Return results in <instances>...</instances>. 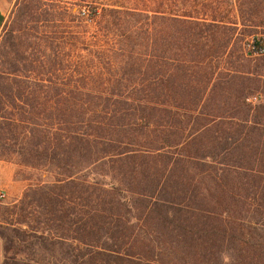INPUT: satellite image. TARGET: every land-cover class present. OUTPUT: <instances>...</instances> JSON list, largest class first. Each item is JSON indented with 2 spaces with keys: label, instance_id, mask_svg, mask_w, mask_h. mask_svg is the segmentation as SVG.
<instances>
[{
  "label": "trees",
  "instance_id": "obj_1",
  "mask_svg": "<svg viewBox=\"0 0 264 264\" xmlns=\"http://www.w3.org/2000/svg\"><path fill=\"white\" fill-rule=\"evenodd\" d=\"M35 1L42 28L26 36L8 100L0 102V129L12 141L4 149L27 154L33 167L60 169L50 184L34 187L38 192L50 195V187L64 185L80 190L89 210L78 216L77 228L91 234L77 238L86 249L80 260L151 264L116 246L100 248L93 234L98 223L110 221L105 234L111 239L112 225L126 224L122 219L133 209L162 206L172 221V205H186V196L175 201L170 195L177 192L166 189L176 174L184 182L197 170L218 186L234 172L239 187L250 178L264 192V55L254 58L242 48L238 60L245 67H224V82L214 83L238 23L224 20L219 0H173L170 6L162 0L154 8L116 2L78 14L61 1ZM233 2L243 27L264 31V0ZM217 85L224 92L237 87L224 113L206 105ZM213 130L221 134L218 142H201ZM74 158L76 164L66 163ZM114 170L124 179L112 176ZM142 172L152 177L149 191L136 188ZM165 191L168 197L161 196ZM7 250L4 243V264Z\"/></svg>",
  "mask_w": 264,
  "mask_h": 264
},
{
  "label": "rangeland",
  "instance_id": "obj_2",
  "mask_svg": "<svg viewBox=\"0 0 264 264\" xmlns=\"http://www.w3.org/2000/svg\"><path fill=\"white\" fill-rule=\"evenodd\" d=\"M52 1L64 2L69 6L71 14H78L81 10L86 11L100 4L116 2L123 5L145 4L154 8L162 0ZM165 2L168 6L174 3L173 0ZM218 2V9L224 12V20L236 19L238 23L236 30H233L231 43L227 48L224 46L226 60H223L213 77L215 84L219 81L224 82L226 76L224 67L229 66L230 69L245 67L238 60V55L243 52V42L250 36L264 34L261 29H246L240 24L237 7L233 0ZM37 3L35 0H14L2 28L0 102L8 100L10 84L14 81L13 68L20 63L22 51L25 52L24 44H26L27 34L42 28L41 22L37 21L42 17L40 15L42 12L36 7ZM228 62L229 65H227ZM234 75L236 77L233 86L238 82V73ZM233 89L237 91V87H233L224 92V87L217 85L214 93L207 98L208 109L224 113V101H228L229 105L234 99V95H230L229 97L233 96L230 99L227 97L228 93L235 92ZM3 114L4 111H0V116ZM0 134L2 135L0 136V233L4 243L9 246L5 264H88L78 257L80 252L86 253V249L79 246L78 239L91 235L83 234L77 228L78 216H82L89 210L82 205L80 190L71 185H64L57 187V191L50 187V195L38 192L42 190H36L38 188L34 187L38 184H50L60 169L52 163L33 167L34 165L28 162L30 157L27 154L23 157L16 152L4 149L7 144L12 145V141L3 138L7 135L3 134L2 129ZM210 134L205 135V140L201 142L205 141L207 145L217 143L220 132L215 133L213 130ZM199 151L202 150L199 149ZM75 162L74 158L66 163L74 165ZM101 168L103 171L104 167ZM144 172L152 174L147 170ZM144 172L137 175L139 178L136 180V188L149 191L152 187V177L144 176ZM187 174L192 178L184 177V183L179 180L180 173L176 174L174 180L169 182L172 184L167 185L166 188L177 192L170 195L175 201L184 199L186 196L185 204L188 205H172L175 207L173 212L170 211L174 214L169 216L173 218L172 221L164 217L166 209L162 206L153 212L133 209L127 212L128 216L125 219H122L126 224L121 222L122 224L116 228L112 225L111 239H107L105 234L111 222L98 223L96 226L98 232L93 235L98 239L99 247L116 246L121 254L129 253L135 255L133 258L150 260L151 264H264V192L262 187L254 188L253 180L251 181L250 178V180L242 179L243 187H239L238 180L232 179V176L238 175L234 172L231 173L232 176L225 185L223 178L222 185L218 186L207 173L201 174L197 170H192ZM111 175L117 180L124 179L116 170ZM75 176L79 177V174L76 173L73 177ZM127 177L128 175L125 176V180ZM106 179L114 180L111 177ZM36 191L39 194L34 193ZM46 191L47 189L44 190ZM161 196L169 195L165 191ZM120 214H122L121 211ZM104 259L106 257L99 256L98 263L96 258V263L90 264H99ZM115 259L118 262H111V264H120V262L135 264L129 262V259L120 261L118 258Z\"/></svg>",
  "mask_w": 264,
  "mask_h": 264
},
{
  "label": "crops",
  "instance_id": "obj_3",
  "mask_svg": "<svg viewBox=\"0 0 264 264\" xmlns=\"http://www.w3.org/2000/svg\"><path fill=\"white\" fill-rule=\"evenodd\" d=\"M14 0H0V34ZM0 264H4V240L0 236Z\"/></svg>",
  "mask_w": 264,
  "mask_h": 264
},
{
  "label": "built area",
  "instance_id": "obj_4",
  "mask_svg": "<svg viewBox=\"0 0 264 264\" xmlns=\"http://www.w3.org/2000/svg\"><path fill=\"white\" fill-rule=\"evenodd\" d=\"M243 48L248 53H253L254 55H264V39L251 37L246 40Z\"/></svg>",
  "mask_w": 264,
  "mask_h": 264
}]
</instances>
